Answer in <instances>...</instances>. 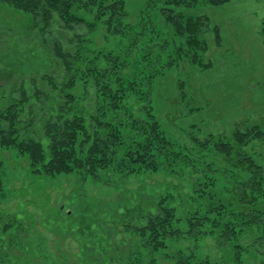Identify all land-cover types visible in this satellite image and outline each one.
<instances>
[{
  "label": "trees",
  "instance_id": "obj_1",
  "mask_svg": "<svg viewBox=\"0 0 264 264\" xmlns=\"http://www.w3.org/2000/svg\"><path fill=\"white\" fill-rule=\"evenodd\" d=\"M1 1L32 19L34 45L18 44L12 52L22 58L32 56L36 64L14 71L15 78L10 80L0 76V90L12 85L7 95H0V147L28 155L32 172L46 177L76 172L81 182L99 180L101 172L108 177L116 173L121 180L160 168L175 173L184 167L181 160L195 164L192 157L204 173L198 176L192 167L194 186L190 192L179 184L152 186L134 194L137 196L128 201L126 215L96 217V222L112 228H96L99 231L95 233L90 227L84 228L87 224L83 221L78 220L75 226L70 217L61 218L64 237L83 232L89 241L77 239V258L59 252L58 261L52 264H135L142 244L148 256L145 264H157L155 254L165 247L166 240L181 235L196 239L206 234L216 236L220 244L230 243L223 250L221 264H240L243 249L233 244L237 230L255 225L264 239V156L257 159L252 154V145L264 143V122L236 124L232 140L207 131L203 136L189 133L191 147L181 141L177 144L153 112L150 90L138 91L136 87L137 82L150 84L183 61L195 70L212 68L215 60L207 52L211 42L222 44L221 35L218 26H211L200 10L230 0H144L136 22L127 19L124 0ZM87 7L93 21L79 13ZM158 16L163 18L160 31L155 24L160 22ZM99 17L109 33L124 38L122 51L116 53L109 48L94 52L86 42L89 38L75 30L81 23L91 29ZM262 34L264 37V20ZM87 47L91 51L84 58ZM169 47H174V54L166 55ZM28 48L30 51H26ZM124 69H131V78L138 73L142 77L129 81L130 74ZM183 83L179 80V88ZM127 91L137 95L129 103H125ZM211 155L220 156L226 166L231 185L226 196L209 186L215 179V160L207 159ZM194 199L199 200L198 205L193 204ZM181 208L186 230L173 224ZM10 227L15 231L6 233ZM118 227L136 232L141 243L132 246L127 241L118 242ZM29 229L24 218L0 216V232L4 233L0 258L11 264H47L29 253ZM178 254L179 264H189V256ZM198 264L210 263L201 260Z\"/></svg>",
  "mask_w": 264,
  "mask_h": 264
},
{
  "label": "rangeland",
  "instance_id": "obj_2",
  "mask_svg": "<svg viewBox=\"0 0 264 264\" xmlns=\"http://www.w3.org/2000/svg\"><path fill=\"white\" fill-rule=\"evenodd\" d=\"M124 1L125 9L128 10L127 19L136 22L139 12L144 9V0ZM88 10L87 7L78 12L88 21H93V13ZM200 12L209 18L211 26H218L220 31L222 44L216 46L211 42L207 52V56L215 60V65L206 70H195L189 62L183 61L178 68L165 70V74L158 76L150 84H136V87L140 88L138 91H145V88L150 90L153 112L162 120L163 130L175 139L177 144L179 141L185 142L188 147L192 146L189 133L203 136L207 131H211L215 135L225 134L232 140L236 124L243 121L250 124L264 122V0H230L223 5L204 6ZM158 18L160 22L155 24L156 29L160 31L159 24L162 25L163 18ZM32 23L28 15L0 0V52L1 56L3 55L0 58V76L6 79L15 78L14 71H21L36 64L32 56L22 58L20 53L12 52V48L18 44L34 45V33L30 31ZM168 29L170 31V28L166 27V30ZM75 30L89 38L86 42L94 52L101 53L102 50L110 48L117 53L126 43L120 34L109 33L100 17L94 19L91 29L81 23ZM179 44L178 40L176 46ZM173 49L174 47H169L166 55L174 54ZM28 50L29 48L26 51ZM84 51L83 57L87 58L91 49L87 47ZM124 70L130 74L129 81L142 77L138 73L131 78V69ZM94 74L96 73L93 72ZM126 80L128 81L127 78ZM179 80L184 82L182 88L178 86ZM80 81H77L79 86ZM10 89L12 85L5 86L0 90V95H7ZM136 96V93L127 91L125 103L132 102ZM193 106L197 108L190 110ZM252 146V154L261 159L264 156V143L258 142ZM193 158L195 164L191 160H181L180 164L184 167L178 168L175 173H167L160 168L156 172L146 171L121 180L116 173L108 177L101 172L99 180L88 179L81 182L76 172L62 173L54 177L32 172L28 155L21 154L11 147H0V216H15L26 220L30 227L27 232V240L30 243L28 251L33 258L39 257L47 264L57 262L59 252L77 258L80 252L77 239L86 242L89 240L83 232L78 236L64 237L59 225L61 218L70 217L75 226L78 220L81 223L83 221L87 224L84 228L90 227L95 233L100 229L112 228L108 223L96 222V217H119L120 213L126 215L129 209L128 201H134L137 196L134 194L141 190L161 184H179L190 192L193 184L192 174L195 171L192 167L195 166L198 176L204 174L198 165L199 161ZM207 159L215 160V179L214 182L210 180L209 186L212 185L216 191L228 195L231 185L228 175L225 174L226 166L222 158L211 155ZM106 179L117 181V184L107 182ZM193 204L198 205L199 200L194 199ZM182 210L177 209L179 217H176L177 220L173 224L181 230H186L187 223L185 217H182ZM6 231L13 233L15 228L10 227ZM2 233L0 232V252L3 247ZM260 236L261 230L255 225L237 230L233 244L243 249L238 261L240 264H264V239ZM140 239L142 238L130 229H117L118 242L127 241L132 246H138ZM165 242V247L155 254L157 264H179L178 253L189 256V264H198L201 260H207L210 264H221L223 250L230 245L220 244L213 234L196 239H187L181 235ZM142 245L138 249L135 264H145L148 261L146 249ZM161 253L166 255L162 257ZM0 264L11 263L0 258Z\"/></svg>",
  "mask_w": 264,
  "mask_h": 264
}]
</instances>
